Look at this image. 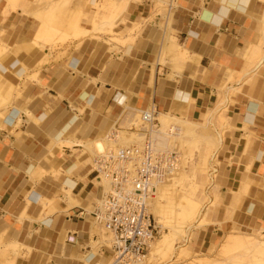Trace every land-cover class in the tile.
Listing matches in <instances>:
<instances>
[{"label":"crops","instance_id":"obj_1","mask_svg":"<svg viewBox=\"0 0 264 264\" xmlns=\"http://www.w3.org/2000/svg\"><path fill=\"white\" fill-rule=\"evenodd\" d=\"M134 2L130 3L127 23L117 30L118 34L82 40L68 58L41 74L40 65H44L41 62L46 55L32 46L40 23L34 17L27 19L20 9L5 19L2 15L5 3H0V29L10 36L16 19V31L20 24L24 25L20 51L14 53L15 46H6L1 64L9 68L19 56L25 55L23 66L27 71L21 80L29 70H34L31 76H38V82L28 79L20 87L22 97L18 106L0 114V126L15 109L22 123H16L19 128L16 124L7 129L0 127V264H79V256L93 252L92 244H98V237L90 238L86 224L93 222L91 215L78 207L67 210L64 202L65 178L60 172L71 163L70 167L79 166L87 158L84 148H63L61 157L53 145V136L73 115L83 111L80 99L89 95L94 98L93 109L80 116L77 126L84 135H74L68 138L70 141H80L89 135L92 140L101 128L108 131L116 121V126H120L122 115L125 118L131 110L145 108L151 102L158 114L197 123L202 120L201 124L219 105L218 111L224 112L232 128L223 139L222 156L220 150L216 156V162L222 161V170L217 171L220 208L218 212L212 211L213 225L196 233V248L210 254L212 247L219 246L232 232L264 236V59L260 57L264 48V0H171L164 26L163 19L153 16L148 1ZM91 11L93 24L97 12ZM153 18L148 25L142 24ZM96 24L101 27L99 22ZM82 28L92 30L89 24ZM140 31L143 34L138 36ZM73 58L77 60L76 68L69 69L66 64ZM255 61H259L257 69L248 75ZM18 69L0 76V93L4 88L12 89V80H20L15 74ZM233 72L260 77L252 88L247 87L235 99V106L229 105L230 99L226 98L222 111L218 88L228 83ZM241 89L243 86L236 92ZM20 107L31 113L22 116ZM224 131L225 127L217 133L225 135ZM212 154L211 148L196 153L190 159L192 164L195 159L198 161L193 171L206 174ZM90 161H84L83 165L88 167ZM73 173L80 174V170ZM71 179L77 183L74 191L77 200L86 199L89 193L92 194L89 200L95 194L102 197V188H94L89 179L81 182L77 176ZM213 182L219 187L215 179ZM197 189H193V195ZM204 208L209 225L208 207ZM40 219H49L51 227L40 223ZM15 244L19 251L16 257ZM110 255L103 247L92 263Z\"/></svg>","mask_w":264,"mask_h":264},{"label":"bare ground","instance_id":"obj_2","mask_svg":"<svg viewBox=\"0 0 264 264\" xmlns=\"http://www.w3.org/2000/svg\"><path fill=\"white\" fill-rule=\"evenodd\" d=\"M44 1L45 0L37 1L35 11L34 9H32L33 7L30 8L33 10L30 13V15H32L35 19L41 22V26L39 30L37 31V34L35 35L36 37L34 41L32 42L33 43L32 46L34 48L40 49L41 52L45 53L46 56L45 58H43L44 60H42L41 62L43 64L46 62H49L51 59L55 57L51 49L50 50L45 49L44 44L46 43L50 45L57 44L56 41L57 42L59 41V37L63 40L68 38L69 36H74L75 39H79L82 37L83 33L85 34L83 30L82 31L80 30V27L78 24V20L80 18V15L82 14L81 4H78V6L76 5L77 8L70 9L68 8V5H67L68 3L65 6H60V5H57L59 4V1L56 0L58 1L57 4L48 6L47 9H46L47 7L46 6L43 9L41 8L43 7L41 5L45 4ZM99 1L100 0H88L86 6L95 10L96 12H99L98 10L99 4H100ZM121 1L122 0H105V3H106L105 5L110 7V9H114L115 6L118 5ZM132 1L134 0H126L125 2L122 1L126 4L124 11L128 10L129 2H132ZM156 1L161 2V0H156ZM2 2H4V0H0V3ZM161 4L163 3L161 2L159 5ZM171 4L172 2L170 0L168 3V7ZM156 6L157 5H155V7ZM38 7H40L39 10L37 9ZM41 9L43 10L41 11ZM6 10L7 9L3 11V17L5 16L8 17L10 15L8 11L9 9L7 11ZM26 11L27 10H25L24 8L23 11H21L23 13L21 14L29 15V11L28 12ZM168 12H169V9H168ZM166 19H167V16H166ZM167 21L168 20H165V24L167 23ZM93 24L95 25L96 23H93ZM69 32L72 34L70 35ZM9 40H12V38L10 39L8 32L4 30L3 28H1L0 29V57L6 52V49H7L6 46H10ZM52 48H54V46ZM56 50H59V49H56ZM263 53L261 49V53H260L261 58L262 56H264ZM56 58H58V56H56ZM24 59H25V55L19 56L17 60L11 64L9 68H6L4 65H2L0 61V76H3L7 71H12L14 68L20 67V69H18V71L15 74L21 80L22 76L27 71V69L25 68L26 66L25 67L23 66ZM58 61H59V58H58ZM76 65H77V60H74L73 58V60H69V63L66 64V67L69 69H75ZM251 71L253 72V70ZM252 72L250 73L249 71L247 74L248 75L249 73L252 74ZM243 76L236 72H233L231 78L228 80V83L230 84L234 81L235 82H237L238 80L240 81V79ZM248 77L252 78L253 76H248ZM227 84L222 83V85L218 88V95L221 100L219 103L220 107L222 104H225L224 100H226V97L223 94V92L226 90ZM234 92L238 93L236 92V89H235V90L230 91L229 95L231 96V94L232 93L234 94ZM90 96L91 95H89L86 99H83V98L80 99V102L84 104L83 111L81 110L82 112H84V114L86 113L87 110L93 109L94 98H91ZM217 106L219 107V105ZM218 107L215 108V110L211 113L209 118H207L205 122L202 124L189 121L187 118L186 119L185 118H174V117H171L169 114L160 113L158 114V118L156 119L157 121L160 122V125H161L159 131H155L151 135L150 133L140 134L138 132L139 127H143L142 128V131H143L145 128H149L155 124L153 123L149 126L144 127L140 123L141 114L144 111H150L155 108V106H153L151 102L145 108L142 107V109H139V110L138 109L131 110L130 112H128L127 117L125 118L122 117L123 115L121 116L122 117L121 126L123 125V127H125L126 129L120 128V130H118V139L116 141L110 140L108 138V135L111 132V130L115 129V126L117 125L116 123H118L117 121L112 124V129L110 130L108 129V131L103 130L101 128L97 136L92 140H90L89 138L90 135L80 141L79 140L75 141V139L73 141L68 140V138L74 135H79V134L84 135V132L78 131L77 129V126L80 122V115H73L67 121L66 125L53 136V141H54L53 145L60 152L59 155L61 157H62L63 148L67 147V148L73 149L74 146L84 148V152H85L84 155H86L87 157L84 160H82V162H80L81 164L79 166L75 164L74 167H70L72 166V163H71L67 167L66 170L62 169L60 172L62 175H64V178H65L62 181V188L66 194V197L64 198L66 209L69 210L71 208L78 207V208L85 210L89 215H91L96 210V206L98 204L95 206V208L93 207V204H95V202L96 203L99 202L100 204V201H101L97 198V194H95L93 197L91 196L92 199L90 200H89V197L90 195H92L91 193H89L86 199L77 200L75 197L76 194L74 192L77 186V183L73 181L71 178L73 176H77L78 178L77 180L79 182H81V180L84 181L87 179L93 182V178H94L93 174H94L95 177H98V182H99V183H96V182L92 183L94 188L98 189L99 187H101L104 190L103 193L107 192L109 189V182L103 178H100V176L95 171V159L100 154L105 152L107 149L116 150L118 148H127V147H132L135 145L144 146L145 144L146 145L149 144L151 147H154L156 148V150H159V151L177 152L180 156V162H182L181 153L179 151L180 146L185 147L186 149L189 150L190 148H193V147H199V144L202 143L204 145V148L209 146L212 150L216 151L214 154V158H213V161L215 160L216 162L217 161L216 156H217L218 151L221 149L223 145L222 138L225 135H220L214 132L213 128L217 124L220 126L222 125L223 127H225V124H226L227 125L226 127H228V124L223 114L218 111L219 110ZM125 109H128V108H125ZM18 118H19V112L15 109L11 112L10 115H8V117H5L3 119V124L1 123L2 126L0 127L3 129H7V127L15 125L16 123L20 124L19 123L20 119ZM223 133H225V131ZM152 136L154 138L153 141H155V145L152 144L151 142ZM171 145H175V146L171 149H168L170 148ZM192 158L193 157L191 156L190 159ZM86 160L88 161L91 160L90 165L88 167L83 165V162ZM64 161H67V159H64ZM184 167L185 166L183 165V163H181L177 170L168 173L166 180L162 184H160L158 188L157 197L154 199V201L150 205L151 213L154 216V219H155V222L157 223L158 228H160V239L156 242V244H154L157 238L155 239V241L151 245L148 258L145 260V262H141L139 264H179V262L183 260L182 258L189 256V253H190L189 248L193 246V240L195 238L196 233L202 231L204 227L208 226V223L205 220V214H206L205 208L201 204H199L192 196L191 197L189 196L181 197L180 196L182 192L178 189L183 187L182 182H184L185 178L187 177L186 175L187 172L185 171ZM74 170L76 171L80 170V174L74 175L73 173ZM171 175H172V179L169 180ZM209 184H211V182ZM82 216L84 217V213L82 214ZM86 220L89 221L90 219L86 218ZM39 221L43 225H46L48 228L51 227V221L49 219H40ZM86 224H89L88 225L89 232L91 233L90 238L92 239L93 236H96L99 238L98 240L99 241L101 240V241L99 242L97 246L96 245L94 246L93 252L84 254V256L82 255L79 256L80 258L79 264H93L92 262L95 256L97 255L99 250L103 247L106 248L109 254H112V244H113L112 236L108 234V232H106L101 226L96 224L94 220L91 224L90 223H86ZM91 242L92 241H90V243ZM178 243H185V245L182 244L184 247L183 246L177 247ZM94 244H97V243H94ZM221 249H222L221 250L222 252H226L225 255L226 254L228 255V257L223 255L224 258L228 259L230 257L229 258L230 260L235 261V262L233 261L234 264H264V240L260 239L259 237L255 235H249V234H244L240 232H232L229 236L225 237V243H223ZM5 250H8V249L5 248ZM13 250H14L15 257L18 256L19 251H18V246L16 244L14 245ZM220 253L221 252H219V255ZM5 254L3 255L7 256V254L6 255ZM105 259H106V262H108L111 260V257H105ZM175 259L177 260L175 261ZM209 260L210 259L205 256H200V257L197 256L196 258L192 260L190 264H210Z\"/></svg>","mask_w":264,"mask_h":264},{"label":"rangeland","instance_id":"obj_3","mask_svg":"<svg viewBox=\"0 0 264 264\" xmlns=\"http://www.w3.org/2000/svg\"><path fill=\"white\" fill-rule=\"evenodd\" d=\"M37 1L38 0H34V1H31V0H11V1L4 0L5 8L3 9V11L5 9H7V10L9 9L8 11H9L10 15L7 17V18H9L13 13L16 14L19 9L21 11H23V9L25 8V10H27L26 12L29 11V15H25V14L24 15L27 16V19H31V18H33V16L30 15V13L33 11L32 9H34V7L36 8ZM55 1L56 0H45L44 1V3H45L44 5L45 6L42 4L41 6H43V7H41V8L44 9L47 6L46 7V9H47L48 6L57 4L58 1H59V4H57V5H60V6H65L68 3L67 5H68V8H70V9L77 8L76 5L78 6V4L82 5V7H81L82 14L80 15V18L78 20V24H79L80 30L81 31L83 30L85 32V34L83 33L82 37L79 38V39H75L74 36H69L70 38L68 37V38L63 40V39H61L59 37V41L58 42L56 41L57 44H54V45L53 44L50 45V44H47V43L44 44L45 45V49H47V50L51 49V51L55 55V57L53 59H55L57 61L51 59L49 62L44 63V65L41 66L42 69H41V72L39 71L40 72L39 74H41L44 71V69L48 70L50 67H52L56 63H60V62L64 61L66 58H68V56L70 55L71 52L77 50L76 49V45L79 44L82 40L87 39V38H90V39L93 40V39L97 38V35L114 36L115 34H118L119 32H117V30H119L123 25H125L127 23V20H125V18H126V16L128 17V12L131 9V7H130L128 11L127 10L124 11V8L126 6V4L124 2L126 0H122L124 2L121 1L118 5L115 6L114 9H110V7L106 6L105 5L106 4L105 0H100L99 1V3H100L99 4V9H98L99 12H97V16L95 17V19L97 18L96 19V23L99 22V24L101 25V27H98L97 24H95L94 26L92 25L91 19H93V13L91 14V12H92L91 8L86 6L88 0L85 1L86 4L82 0H58L56 2ZM134 1L135 2H139V3H135ZM134 1H132V2H134L133 4H142L145 1H148L152 5L153 16L155 17V19L156 18L163 19L162 26L165 25L166 11H167L168 3H169L170 0H167V1L166 0H161V2L163 3L161 5H159L161 2L160 1L157 2L156 0H134ZM130 3L131 2H129V5H130ZM13 5H14V7H13ZM155 5H157V6L155 7ZM12 7L15 8V9H13ZM30 8H32V9H30ZM39 8L40 7H38L37 9L39 10ZM43 9H41V11ZM3 11H2V15H3ZM10 11H12V12H10ZM100 14H101V17L99 16ZM157 15H162V17L161 16H157ZM4 18L7 19L6 16ZM155 19L153 18L152 20L149 19L148 21H142V24L143 25H148L149 23H151ZM37 21L39 22V20H37ZM17 23H18V19H16L14 21V26H12V30L16 31L17 26H15V25H17ZM39 23H40V26H41V22H39ZM85 24H87V25L89 24L90 26H92V30H87L85 28H82V26H85ZM26 26H27V24H26ZM139 27H140V30H141L142 29V25H139ZM23 29H24V25L20 24L19 29L16 32L13 31L12 33H10V36H9L10 39L14 36L12 40H9V43L12 46H15V50H13L14 53L20 51L19 40L21 39L20 37L23 35V32H22ZM18 31H19V33H18ZM69 34L71 35L72 33L69 32ZM142 34H143L142 31H140L138 36H140ZM30 35H32V32H30ZM17 36H18V38H17ZM104 38H107V37H104ZM67 39H69V40H67ZM53 46H54L55 49L52 48ZM56 49H59V50H56ZM262 49L264 50V48H262ZM55 50H56V52H55ZM56 56H58L59 61H58V58H56ZM263 59H264V56H263ZM258 62L255 61V63L249 68L250 69L249 71L253 70L254 68H257ZM252 67H253V69H252ZM33 71L34 70H29L27 76L23 80H18V81H17V79L12 80L10 82L13 85L12 89H8V88H4L3 89V91L0 93V101H1V105H2V108L0 106V114H3L5 109L10 110L12 107L18 106L17 102L22 97L20 87L23 86V85H26L28 79H35L36 82H38V76H31L30 75V74L33 73ZM259 77L260 76H253L252 78H250L248 76H243L240 79V81L238 80L237 82L234 81V82H232L230 84L228 83L226 85L227 86L226 90L223 92V94L225 95L226 98L230 99L229 105L235 106L236 105L235 99L237 97H239L241 94H243L244 89H246L247 87L252 88V86L255 84L256 80ZM242 86H243V89H241L239 93H234V94L232 93L231 96H229V92L230 91H232L234 89H239ZM226 93H227V95H226ZM224 103H226V100H224ZM224 105L225 104H222V106H221L222 107V111H224V108H223ZM21 109L23 110L22 116H25L26 113H31V111L27 110L26 108H21ZM79 115L80 116H84L85 114H84V112L81 111L79 113ZM223 115H225L224 112H223ZM157 118H158V116H157ZM200 122H198V123H200ZM21 124L22 123H20V125ZM121 124H122V122L120 121L119 125L121 126ZM227 124H228V127H226L227 125L225 124V133H226L225 136H224L225 138L232 131L230 122H227ZM20 125H18L17 128H19ZM159 125H160V122L157 121L153 126L149 127L151 131L149 130V128H145L142 131L143 127H139V131L138 132L140 134L141 133H144V134L145 133H150V135H151V134H153V132L159 131V129L161 127V125L160 126ZM120 126H119V129L120 128L126 129L125 127H123V125L121 127ZM222 129H223V126L222 125L220 126L218 124L216 125V127L213 128L214 132H216V133L220 132V130H222ZM224 137L222 138V140L224 139ZM153 140H154V138L152 136L151 137V142H152V144L155 145V141H153ZM174 146L175 145H171L170 148H168V149H171ZM205 148H210V147L207 146ZM205 148H204V145L202 143L199 144V147H193V148H190L189 150L186 149L185 147H181V146L179 148V151L181 153V160H182L181 163H183V165L185 166L184 168H185V171L187 172L186 175L188 176V178L186 177L184 182H182L183 183V187L178 189V190H180L182 192V194L180 196L181 197L182 196L191 197L193 195V189L198 188L196 190V192H194L195 195H193V197L196 198L197 201L201 202L202 206H204V207L207 206L208 207V213H209L208 219H209L210 223H209L208 226L204 227V229L202 231H206L207 229H209L213 225L212 218H211L212 211L218 212L219 208H220V189H221V187H220V181H219L218 176H217V174H218L217 171L220 170V169L222 170V168H221L222 167V161H220V162L213 161L214 154H215L216 151L211 149L213 154L210 155L209 158H208L209 159L208 162L210 163V169L207 172V174L200 175L199 173H196L195 170L193 171V169H195L194 166H196L198 164V161L196 162L197 159H195V161H193V164H192V161L190 160V157L191 156L193 157L196 153L201 152V150L205 149ZM219 153H220L219 156L221 157L222 154H223L222 150ZM215 171L217 173L213 174ZM172 175L170 176L169 180L172 179ZM215 176H217V177H215ZM192 179H194V182L192 181ZM214 179L218 182L219 187L218 186H214L212 184ZM93 182L99 183L98 182V177L94 176ZM210 182H211V184H209ZM97 193H98V190H97ZM181 197H180V199H181ZM98 199L101 200V198H98ZM97 204H99V202L98 203L95 202V204H93V207L95 208V206ZM156 226H157V223H156ZM157 231H158L157 237H156L157 239H156L154 244H156V242L160 239V228H158V226H157ZM229 235L230 234H228V236ZM257 237H259L260 239L264 240V236H262L261 234L257 235ZM198 238H199V235H198ZM198 238H197V240H198ZM100 241L98 240V244H99ZM112 242H113V239H112ZM196 243H197V241L194 242V240H193V246H191L189 248V252H190L189 256L182 258L183 260L180 261L179 264L180 263L181 264H190L192 262V260L194 258H196L197 256H199V257L200 256H205V257L209 258L210 259L209 260L210 264H234L235 261L234 260H230L229 259L230 257L228 259L224 258V256L228 257V255L227 254L225 255L226 252H222L221 251L222 250L221 249L222 245H223V243H225V237H224V240L222 241V243L219 246H217L214 249L212 247V249L209 251L210 254L202 253L201 249L196 248ZM98 244H92V245L93 246H95V245L97 246ZM182 244L185 245V243H178L177 247L183 246ZM202 244H203V242L200 245H202ZM219 249H220V251H219ZM219 252L222 253V255L220 253L221 256L219 255ZM213 259H214V261H213ZM176 260L177 259H175V261ZM99 261L100 262H106V259H105V257H103V258H100Z\"/></svg>","mask_w":264,"mask_h":264},{"label":"built area","instance_id":"obj_4","mask_svg":"<svg viewBox=\"0 0 264 264\" xmlns=\"http://www.w3.org/2000/svg\"><path fill=\"white\" fill-rule=\"evenodd\" d=\"M157 116L156 109L144 111L140 123L149 126ZM118 130L115 126L108 138L116 141ZM180 164L177 152L159 151L149 144L107 149L95 159V171L109 182V189L103 193L102 188L100 204L91 218L113 239L111 260L97 264L145 262L158 233L150 205L168 173Z\"/></svg>","mask_w":264,"mask_h":264}]
</instances>
